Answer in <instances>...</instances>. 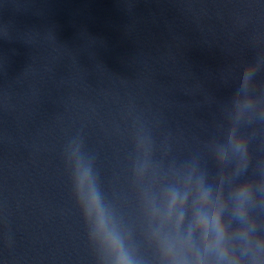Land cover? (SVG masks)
<instances>
[{
  "label": "water",
  "instance_id": "95a60500",
  "mask_svg": "<svg viewBox=\"0 0 264 264\" xmlns=\"http://www.w3.org/2000/svg\"><path fill=\"white\" fill-rule=\"evenodd\" d=\"M264 93V0H0V264H95L64 162L80 135L127 188L131 116L204 153L243 73ZM253 164L264 158V124Z\"/></svg>",
  "mask_w": 264,
  "mask_h": 264
},
{
  "label": "clouds",
  "instance_id": "9594fccd",
  "mask_svg": "<svg viewBox=\"0 0 264 264\" xmlns=\"http://www.w3.org/2000/svg\"><path fill=\"white\" fill-rule=\"evenodd\" d=\"M255 77V67L243 73L204 144L215 171L204 153L178 161L170 136L158 141L130 113L128 187L109 195L83 137L69 139L65 167L95 264H264V158L253 164L256 133L244 130L264 124Z\"/></svg>",
  "mask_w": 264,
  "mask_h": 264
}]
</instances>
